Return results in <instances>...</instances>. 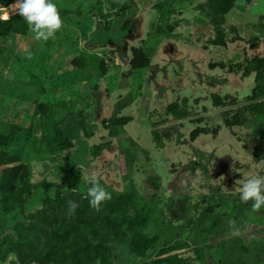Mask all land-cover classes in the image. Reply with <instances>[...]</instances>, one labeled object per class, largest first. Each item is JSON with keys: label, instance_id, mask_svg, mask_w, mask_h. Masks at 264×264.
Returning <instances> with one entry per match:
<instances>
[{"label": "rangeland", "instance_id": "obj_1", "mask_svg": "<svg viewBox=\"0 0 264 264\" xmlns=\"http://www.w3.org/2000/svg\"><path fill=\"white\" fill-rule=\"evenodd\" d=\"M134 1L139 3L142 10L139 11V17H146L138 23L142 33L148 34L150 31L153 34H166L168 27L174 24L170 34L180 43L195 44V50L201 49V43L214 38V25L217 23H213L208 14L212 8L209 4L215 5L213 0ZM52 2L59 9L64 24L55 39L38 41L31 31L27 36H0V134H8L12 122L18 123L22 128L30 126V137H25V141L21 140L8 149L19 152L24 164L34 172H39L33 177V193L26 196L22 207L19 206L16 211L8 214L2 213L0 209V264L19 263L16 251L12 248L15 242L12 241L19 242L29 234V228L21 223L25 217L20 210L23 208L26 219L27 216L30 217L46 197L53 196L59 189L58 184L62 178H67L74 171V174L82 177L79 187L71 190L64 185L62 190L59 189L69 196L70 201L78 204L81 199L88 197L91 184L86 182V178L91 179L94 174H98L101 186L116 200L115 217H126V226V222L140 218L143 224L135 226L134 230L154 238L148 250L141 255L130 251L128 240L114 242L111 246L112 264H161L170 256H173V263L183 264L178 255L185 257L186 254H193L194 261L191 264H264V207L253 211L252 204L244 207L233 200L244 180L252 176L264 177V157L260 161L252 156L253 143L257 141L260 131L250 114H246L241 125L232 128L224 126L227 113L232 117L247 104V96L253 86V76L244 80L241 73L211 72L204 63L187 65L188 69L181 72L173 96L198 98V102L190 101L191 108L195 109L192 118L204 116V123L208 128L217 126L221 129L212 146H208V141L203 142L198 147L199 150L196 148L192 153L187 147L179 145V141L178 143L176 139L171 140L167 136L164 142L155 143L148 138V134L151 135V129L153 131L158 127L151 125L152 128H144L138 125L143 127L139 131L130 133L119 127L116 134L99 136L100 139L97 138L99 140H95L96 143L91 141L92 138L88 141V137L82 138L77 134L75 139L72 137L77 144L76 150L73 151V148L71 152L64 154L50 122L44 121L37 111L39 102H48L56 108L54 113L57 118L67 112L73 114L78 122L83 114L89 133L94 128L93 114L89 110V92L93 86L102 84L106 88L121 82L130 86L126 94L131 96L135 90L134 85L139 86L145 82L148 89L143 93L144 98L141 97L145 101L151 97L149 91H152L153 87L162 89L159 82L164 84L165 78L159 76L156 69L164 63L157 52V48L161 46L156 43L158 38L148 37L146 47L153 52V68L149 67L147 70L153 72V75L149 72L152 77L149 75L147 78L141 73L137 77V83L136 76L130 77L128 82L122 77V81L118 79V73H122V76L128 73V67L123 65L122 61L129 59L131 54L126 52L127 54H121L120 57L118 53L115 54L116 49L102 45L105 44L103 39L107 43H113L126 37L121 31V26L132 21L133 11H119V5L130 0H105L104 3L99 0ZM15 3L16 0H13L6 7L0 6V19L17 14ZM256 3L255 0L250 3L242 1V8L238 3L239 5L231 6L223 15L219 26L226 32L227 38L239 36L242 40L230 42L228 50L217 48L215 59L227 63H244L243 50L248 39L253 36L262 37L264 48V7ZM203 4L207 9L200 7ZM116 13H119V20L112 22L108 31L105 30L104 25L111 21L108 18ZM253 53L257 54L256 51ZM75 58L80 59L77 62L79 65L72 63ZM122 66L124 67L120 71ZM168 70L167 80H172V70ZM164 92V99L152 103L151 107H154L157 115L161 117L164 116L167 102L170 101L168 91ZM211 93L225 97L226 105L223 108H214L209 95ZM154 99L155 96L152 97V100ZM130 102L135 103L133 99ZM72 126L70 123L69 127L74 129ZM178 126L179 122L171 116L161 125V134L174 133ZM129 134H132L134 141L128 139ZM111 140L114 141L113 147L99 152L97 158L96 154H93L96 145ZM202 146L209 147L208 150L203 149L206 150L202 154L205 158L204 166L200 167L197 177L191 176L188 171L192 166V158L200 152ZM2 149L5 148L0 145V150ZM158 153L163 154L162 160L168 159L177 163L174 173L168 171L170 162H153L152 157ZM224 154H228L227 160H219L218 163L215 158H221ZM211 162H215L214 165H211ZM43 164L49 166L45 167V172L41 169ZM155 167L163 168L160 175H154L157 174ZM139 171L146 175L148 182L145 180L137 186L138 178L135 184L134 176L139 175ZM221 176L224 178H220ZM46 184L48 188L44 187ZM175 187L178 191H174ZM170 191L175 194L181 191L190 196L193 202H202L201 198L208 196L206 200L209 202H202L198 209L193 208L189 213L182 211L181 206L175 211H169L165 203ZM138 197H141V200ZM164 211H169L168 215H174L173 221L165 220ZM136 213L139 214L137 217ZM176 213H182L184 216H178ZM216 216L219 219L214 226ZM208 229L211 231L208 232ZM237 229L239 235H234L233 232Z\"/></svg>", "mask_w": 264, "mask_h": 264}, {"label": "trees", "instance_id": "obj_2", "mask_svg": "<svg viewBox=\"0 0 264 264\" xmlns=\"http://www.w3.org/2000/svg\"><path fill=\"white\" fill-rule=\"evenodd\" d=\"M99 1L105 2V0ZM242 1L252 2V0H213L215 5L209 4L212 8L208 14L211 21L217 23L221 44L227 42V35L224 34V29L219 26L222 17L231 6L241 4ZM12 2L13 0H0V6L6 7ZM256 5L264 7V0H258ZM242 6L241 4L240 8ZM200 7L207 9L204 4ZM29 31L26 21L18 14L11 15L7 19H0V36L11 34L27 36ZM230 40L238 41L242 38L235 36ZM257 40V37H253L249 41ZM136 56L141 61L136 65L147 62L148 56L142 49L136 50L133 62H136ZM79 60L75 58L72 63L77 64ZM230 70L236 71L237 74L241 73L244 80L252 76L254 80L251 94L248 96L249 102L238 111L232 121L227 120L226 122L241 125L244 123L247 113L253 116V123L258 127L260 134L257 141L253 143L252 156L256 160H261L264 157V99H262L264 97V55L259 54L251 57L245 50V62L231 66ZM37 111L44 121L50 122L64 154L71 152L77 145L72 137L75 139L78 134L83 138L87 135L83 116L79 118L78 122L73 114L67 112L57 118L54 113L56 108L43 101L38 103ZM115 121L119 124V121L123 122L125 119H116ZM70 123L74 129L69 127ZM30 135V126L22 128L16 122H12V128L8 134H0V145L5 148L0 150V209L4 214L16 211L19 206L22 207L25 204L26 196L31 195L35 188L33 177L39 172H34L27 164H24L19 152L8 149L21 140L25 141V137H30ZM23 136L24 138H21ZM97 148L94 152L96 155L99 152ZM75 150L76 148L73 151ZM46 166L43 164L41 167L43 172L46 171ZM74 172H71V177L68 175L67 178H62L58 184L59 189L62 190L64 185L71 190L79 187L82 177L81 175L77 176ZM44 187L48 188L49 186L46 184ZM59 189L54 192L53 196L46 197L42 205L36 208V212L30 217L27 216V219L22 211L23 208L20 210L25 217L21 223L29 228V234L19 242L12 241L15 242L12 248L16 251V258L19 262L17 264H112L111 246L114 242L128 240L130 251L136 255L144 254L154 242V238L134 230L135 226L139 227L143 224L140 218L126 222L128 224L126 226V217L122 219L115 217L117 211L115 199L111 198L103 203L100 210L96 211L90 207L89 197L86 196L77 204L75 211L70 212V198ZM233 197L235 202L238 201L244 207H249L252 204V201L242 202L240 193L234 194ZM230 250L233 253V250ZM172 259L173 256H170L162 262L175 264Z\"/></svg>", "mask_w": 264, "mask_h": 264}, {"label": "flooded vegetation", "instance_id": "obj_3", "mask_svg": "<svg viewBox=\"0 0 264 264\" xmlns=\"http://www.w3.org/2000/svg\"><path fill=\"white\" fill-rule=\"evenodd\" d=\"M257 1L258 0H255V2ZM125 9L128 11L130 10L133 11L132 21L125 22L121 26V31L122 33L126 34V37H122L121 41L118 40L117 42H113V43H107V41L103 39V42L105 44L102 45V47H110L112 50L116 49L115 54L118 53L120 57H121V54L122 55L127 54V53L131 54L129 59H125L122 61L123 65H126V67H128V73H126L123 76H122V73L121 74L118 73L117 74L118 79L121 80L120 78L122 77V79L128 82L130 77L136 76V83H137V77L141 73L142 74L144 73L145 76L149 78V75H150L149 72L151 70H147V69L151 67L152 65L151 55L153 54V52H151V50L146 47L147 38L157 37L158 40L156 41V43L161 44V46L157 48L158 49L157 52L159 53V56L161 57L162 62L164 64L162 66H159L160 68L157 67L156 73L159 76H162L163 78H165V82L164 84H162L163 82H159V85L162 86V89L153 87L152 91H149L151 93V97H149V99L147 100L145 99V101L144 99H141V97L144 98L145 96L143 94L144 91L148 89L145 86V82H142V85L140 84L139 86L134 85L135 90L131 96L126 94L127 92H129L130 86L121 84V82L116 85H112V87L108 86L106 88H104L102 84L93 86L94 88L91 90V92H89V95H90L89 110L93 114L94 128H92L89 133L86 129L87 135L85 136L88 137V141H90L91 138H92L91 141L92 140L93 142L95 140L97 141L100 139L99 136L103 137L107 135L108 133L109 135L110 133L116 134L117 131H119V127L125 128L128 132L132 133L134 130L139 131L143 127L152 128L151 125H153L155 127H158V129L153 130V131L151 129V135L148 134V138L150 140L152 139V142H155V143L159 141L164 142V138L165 136H167L171 140L176 139L177 142L179 141L180 142V143L178 142L179 145L183 146V148L187 147L192 153L195 151L196 148L199 150L198 147L201 146L203 142L208 141L209 143L208 146H210V144L212 146L213 145L212 143L216 142V140H214L215 136L217 137L218 134L221 133L220 132L221 129L219 130L217 126H215V128H208L207 125L204 123L206 121V119L203 118L204 116L192 118V115L195 112V109L191 108L192 106H190V101L194 100L198 102V98L196 97L194 99V98H189L187 96L186 97L173 96V94L176 92L175 85L179 83L178 79H180L181 77V72L184 71V69L185 71L188 69L187 65L196 66V65H199V63H204L207 66L208 70L211 72L227 71L228 73H236V71H231L230 67L236 65L237 63L235 62L227 63L224 60L214 58V55L218 54L216 51L217 48H223L225 50H228L229 43L230 42L235 43L236 41H231L230 38H227V42L225 44H221L219 41V37H218V34H220L219 29H217L218 26L214 25V31H215L214 38L208 40L205 43H201V49L195 50L196 49L194 47L195 44L190 45L185 42L180 43L178 40L174 38L173 34H170L173 31L174 24L168 27L169 31H165L166 34H162V35L156 34V33L153 34L150 31L148 34H146V32L142 33L140 30L141 26L138 23H139V20L145 17V15L142 18L139 17V11L141 12L142 10L137 1L130 0V2L122 3L121 5H119V11L125 10ZM119 11L117 10V12ZM262 14L264 15V12ZM119 18H120L119 13H116L114 14V16L109 17L108 19H111V21L109 20L110 23L107 22V24L104 25V29L108 31L110 29L111 23L116 20L118 21ZM149 25L150 24H148V26ZM224 34H226L225 31H224ZM253 37H257L258 40L250 42L249 40L251 38L248 39V41L246 42L248 46L245 45L244 50H243L244 56H245V50L251 55V57H253L254 55H259V54L262 55V53H264V48H262V37L260 36H253ZM128 49H130L131 51H128ZM138 49H142L143 51H145L146 55L148 56L147 62H144L145 64L143 63L140 65L139 63V65H136L137 62H141L140 60L137 59V56H136V62H133L136 50ZM253 51H256L257 54H254ZM210 55L212 56L210 57ZM156 64H158V62H156ZM123 67L124 66L121 67L120 71L123 69ZM168 69H170V71L172 70L170 74L171 76H174L172 80H169V79L167 80V77L169 76ZM146 70L147 72L145 73ZM151 73L153 75L152 71ZM162 77L159 79L160 81L162 80ZM252 88L253 86H251V90ZM251 90H250V94H251ZM164 91H168V94L167 93L166 94L170 96V101L167 102V106H166L165 114L163 118L157 115L158 112L154 110L155 109L154 107L153 108L151 107H152V103H155L157 100L161 102L162 101L161 98L164 99V95H165ZM212 93L209 95L213 103L212 104L213 107L223 108L227 103L226 102L227 99L225 97H221L220 94H216V93L212 94ZM153 96H155L156 99L152 100ZM132 99L135 101L134 104L130 102ZM262 99H264V97ZM247 100H248V96H247ZM236 114L237 112L231 117L229 116L230 114L227 113V115L224 118L225 127L232 128L235 125H237V124H228L226 122L227 120L232 121L233 117ZM248 114L249 113H247V115ZM171 116L174 117L179 122V126L175 128L174 133L165 132L164 134H161V131H160L161 125L165 124L166 121H168V118H170ZM116 119L118 120L125 119V121L123 122L119 121V124H118V122L116 123L115 121ZM138 125L139 126L142 125L143 127H139ZM135 126H136V129H135ZM190 126L192 127L190 128ZM129 138L132 139L131 141H134L132 134H129L128 139ZM113 145H114V141L111 140L105 144L101 145L100 143L99 145H96V146L98 147L97 150L99 149L98 151L102 153L112 148ZM204 148H206V150L209 149V147L202 146V149H200V152L202 151V153L199 152L196 156L192 158V162H191L192 166L189 168V171H188L191 173V176L198 175V172L200 171V167L204 166L205 158H203V155H202L206 151V150H203ZM212 153L213 151H211V154ZM227 155L228 154H224L221 158H218V159L215 158V159L217 160V162L219 160L222 161L223 159L226 161L228 158ZM96 156L97 158H99L98 155ZM162 157H163V154H160V153H158L157 155H154L152 157L153 162L157 164H163V163L167 164L168 162H170L168 161V159L162 160ZM228 161H231V160H228ZM170 163L171 164L169 165L170 168L168 171L170 173H174L175 170L177 169V163L174 162L173 160ZM211 163H212L211 165H214L213 163L215 162H211ZM162 169L163 168L155 167L154 170L157 174H154V175L155 176L160 175L162 173L161 172ZM145 176L146 175H144L143 172L139 171V175L135 174L134 176L135 178L134 183L136 184V179L138 178L137 186H139L140 182H143L146 180ZM146 182H148V180H146ZM217 190H219V187H217ZM174 191H178L177 187L174 188ZM182 192L184 193L183 190ZM182 192L179 191L178 194H175L174 192L170 191V196L165 203V205L169 207V211L170 210L175 211V209H178V207L181 206L183 208L182 211H184L185 213L186 212L189 213L193 208L198 209L199 205H201L202 202L203 203L205 201H206L205 203L209 202L208 200H206L208 196L205 199L201 198L200 201L202 202H199V201L193 202L192 199H190V196H188L187 194L184 195ZM180 194H183V196H181ZM138 199L141 200V197H138ZM236 203H238V201H236ZM135 208H136V204H135ZM169 211H164L165 220H168V222H171L173 221L174 215L173 214L168 215V213H170ZM182 213H176V214H178V216L179 215L181 216L183 215ZM138 215L139 214L136 213V217ZM218 219H219L218 216L214 218V224H213L214 226L216 225ZM211 229H208L207 231L209 232L211 231ZM181 256L182 255H178V257L182 258L184 262L183 264H191L194 261L193 254H186L185 257H181ZM161 264H164V262H161Z\"/></svg>", "mask_w": 264, "mask_h": 264}, {"label": "clouds", "instance_id": "obj_4", "mask_svg": "<svg viewBox=\"0 0 264 264\" xmlns=\"http://www.w3.org/2000/svg\"><path fill=\"white\" fill-rule=\"evenodd\" d=\"M15 6L17 14L26 21L30 31L35 34L34 38L38 41L46 42L55 39L57 32L64 26L59 9L52 0H16ZM86 182L91 184L88 189L89 205L99 211L103 203L111 200V194L101 186L98 174H94L91 179L86 178ZM238 191L242 202H253V211H259L264 207V177L247 178ZM69 206L70 212H74L77 203L69 201ZM233 234L239 235V230H235Z\"/></svg>", "mask_w": 264, "mask_h": 264}]
</instances>
